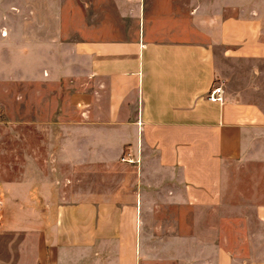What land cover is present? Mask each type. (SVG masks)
Wrapping results in <instances>:
<instances>
[{
	"label": "crops",
	"instance_id": "0c3cea01",
	"mask_svg": "<svg viewBox=\"0 0 264 264\" xmlns=\"http://www.w3.org/2000/svg\"><path fill=\"white\" fill-rule=\"evenodd\" d=\"M88 3L72 118L0 184V264H264V0Z\"/></svg>",
	"mask_w": 264,
	"mask_h": 264
},
{
	"label": "rangeland",
	"instance_id": "374dc122",
	"mask_svg": "<svg viewBox=\"0 0 264 264\" xmlns=\"http://www.w3.org/2000/svg\"><path fill=\"white\" fill-rule=\"evenodd\" d=\"M88 11V0H0V71L8 68L0 76V184L38 178L55 152L60 116L71 120L69 95L78 88L62 44ZM26 41L37 45L23 52ZM235 219L233 237L243 232V218Z\"/></svg>",
	"mask_w": 264,
	"mask_h": 264
},
{
	"label": "built area",
	"instance_id": "2783aa9c",
	"mask_svg": "<svg viewBox=\"0 0 264 264\" xmlns=\"http://www.w3.org/2000/svg\"><path fill=\"white\" fill-rule=\"evenodd\" d=\"M205 99L211 102H221L222 101V88L219 84H214L209 88L205 94ZM122 161L131 162L128 158V154L120 158Z\"/></svg>",
	"mask_w": 264,
	"mask_h": 264
}]
</instances>
